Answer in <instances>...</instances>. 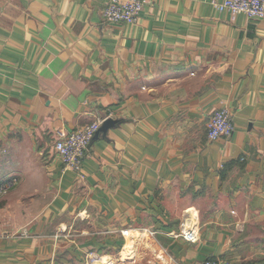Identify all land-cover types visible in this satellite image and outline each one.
I'll return each instance as SVG.
<instances>
[{
  "label": "crops",
  "instance_id": "crops-1",
  "mask_svg": "<svg viewBox=\"0 0 264 264\" xmlns=\"http://www.w3.org/2000/svg\"><path fill=\"white\" fill-rule=\"evenodd\" d=\"M217 1L114 24L106 0H0V264H264V19ZM108 118L64 169L55 143Z\"/></svg>",
  "mask_w": 264,
  "mask_h": 264
},
{
  "label": "built area",
  "instance_id": "built-area-1",
  "mask_svg": "<svg viewBox=\"0 0 264 264\" xmlns=\"http://www.w3.org/2000/svg\"><path fill=\"white\" fill-rule=\"evenodd\" d=\"M151 0H106L103 16L108 23L135 24L145 5ZM219 12L229 11L233 14L244 13L250 18L264 19V0H223L214 2ZM104 119H96L91 123L72 131L55 143V152L59 155L64 169L80 173L85 158L90 156V145ZM235 131L233 113L230 108L223 107L216 111L209 121L208 138L212 141L229 138ZM11 183L0 186V196L9 192ZM178 236L190 242L198 239L195 231L187 230ZM204 264H224L217 258H208Z\"/></svg>",
  "mask_w": 264,
  "mask_h": 264
},
{
  "label": "water",
  "instance_id": "water-1",
  "mask_svg": "<svg viewBox=\"0 0 264 264\" xmlns=\"http://www.w3.org/2000/svg\"><path fill=\"white\" fill-rule=\"evenodd\" d=\"M116 123H117V121L114 120V119H112V118H108V119H106V120L103 122V124H102V126L100 127V129H99V130L97 131V133L95 134L94 138H96V137L100 134V132L106 133L107 130H108L111 126L115 125ZM94 138H93V140H94Z\"/></svg>",
  "mask_w": 264,
  "mask_h": 264
}]
</instances>
